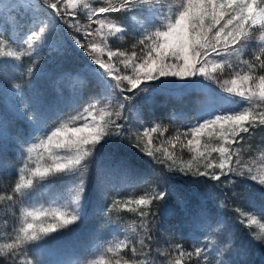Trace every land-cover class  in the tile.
<instances>
[{"label": "snow or ice", "instance_id": "1", "mask_svg": "<svg viewBox=\"0 0 264 264\" xmlns=\"http://www.w3.org/2000/svg\"><path fill=\"white\" fill-rule=\"evenodd\" d=\"M42 53L72 113L26 98ZM0 85L31 128L11 159L0 143V264H250L264 246V0H0ZM197 90L187 123L158 111ZM85 226L99 242L47 257Z\"/></svg>", "mask_w": 264, "mask_h": 264}, {"label": "rangeland", "instance_id": "2", "mask_svg": "<svg viewBox=\"0 0 264 264\" xmlns=\"http://www.w3.org/2000/svg\"><path fill=\"white\" fill-rule=\"evenodd\" d=\"M28 63L27 60L24 61ZM40 63L43 65V71L35 77L32 84L25 88V96L32 103L41 102L46 108L52 110H63V113L69 114L73 112V109L69 107L72 103V97L69 94L63 96L59 95L60 84L59 78L61 74L62 65L51 54L42 53L40 56ZM67 66V65H63ZM158 111L166 112L173 106L180 109L177 112V116L180 117L176 121L177 124L187 123L188 120L184 119L187 115L189 118L195 115V112L203 107L204 94L197 91L192 92L186 97H177L174 95H160L157 98ZM17 100L11 96L4 88L0 85V143L4 144L7 154L11 159V156L17 154L18 148L15 140L17 138H27L31 132V128L28 122L22 120L16 109ZM77 105V107L82 106ZM169 117H164L165 123H167ZM200 193L203 194L204 190L201 188ZM187 195V193H186ZM250 198H246L238 203L242 207L247 208L249 206ZM170 206L175 210L177 215H173L168 218L169 227L165 231L166 237L174 242H180V216L179 207L176 203L175 198L170 201ZM4 215V209L0 208V216ZM126 222H131V214L122 213ZM90 226H85L79 231L77 235H68L62 237L59 241H52L46 247L45 251L47 257L51 260L57 259H69L72 258L73 253H81L84 249L88 248L96 240L95 236H89ZM242 242L240 245H246L247 239L238 237ZM248 260L250 264H264V246L255 245L248 247Z\"/></svg>", "mask_w": 264, "mask_h": 264}, {"label": "trees", "instance_id": "3", "mask_svg": "<svg viewBox=\"0 0 264 264\" xmlns=\"http://www.w3.org/2000/svg\"><path fill=\"white\" fill-rule=\"evenodd\" d=\"M241 242H242V241H241L240 239L237 240V243H238L239 245H240Z\"/></svg>", "mask_w": 264, "mask_h": 264}]
</instances>
